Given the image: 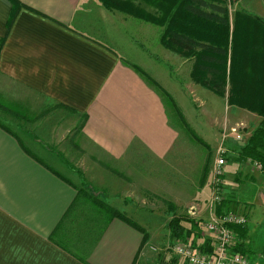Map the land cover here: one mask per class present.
Listing matches in <instances>:
<instances>
[{"label":"crops","instance_id":"crops-1","mask_svg":"<svg viewBox=\"0 0 264 264\" xmlns=\"http://www.w3.org/2000/svg\"><path fill=\"white\" fill-rule=\"evenodd\" d=\"M15 1L19 8L11 19L13 0H0V83L5 86L0 94L24 90L32 98L23 96L24 103L9 101L1 107L17 113L15 133L24 150L0 128V264H148L150 229L139 224L148 235L143 242L141 232L89 208L86 199L79 202L90 186L62 159L77 158L69 143L80 139L95 151L90 158L127 166L145 179L152 174L149 168L175 158L183 135L172 124L165 99L142 72L150 77L144 65L160 61L172 66L177 80L185 71L189 76L193 60L171 55L159 41L154 47L151 32L157 28L159 38L163 27L107 10L99 0ZM221 1L264 22V0ZM141 9L156 12L152 7ZM160 75L168 78L169 72ZM225 103L227 120L242 122L245 131L243 142H225L224 209L247 218L246 234L241 239L237 231L239 238L255 258L250 264H264V176L240 160L241 148L261 118L228 105L226 98ZM52 145L63 158L51 151ZM50 159L59 166L51 165ZM83 159L87 161L80 163V173L94 174L87 181L106 189L108 182L99 178L105 173L102 165ZM105 189L98 190L101 199L116 207L118 197L108 196ZM119 209L125 214L128 210Z\"/></svg>","mask_w":264,"mask_h":264},{"label":"rangeland","instance_id":"rangeland-1","mask_svg":"<svg viewBox=\"0 0 264 264\" xmlns=\"http://www.w3.org/2000/svg\"><path fill=\"white\" fill-rule=\"evenodd\" d=\"M132 2L134 6L138 5L139 8L150 7L138 0H132ZM226 6L232 20L234 13L239 10L237 6H234L233 4L226 3ZM157 30L158 29L155 28L154 33L151 32V41L153 44L160 40L161 34L158 38ZM154 47H158V45L155 44ZM148 49L152 51L153 49L158 48H152V50L151 48ZM169 51L171 55L177 54L171 50ZM166 68V64H161L160 61H151L144 65V69L148 75L156 80L165 91L172 95L174 103L179 108L184 121L187 123L186 125H183L178 120L172 105L162 96L166 101L165 103L172 124L177 127L180 134L183 135V146L180 150L181 153L175 154V158L171 157L167 160H163L160 164H156L155 167L149 168L148 171L152 172V174H148L145 179L143 176H140L139 173L129 172L127 166H121V164L116 162L113 163L106 159L90 158L91 156H96L95 151L93 148H87L89 145L85 144L84 141L81 142L80 139H78L79 143H73V139H71L69 143V145L76 150L72 155H77V158H63L61 152H58V146L52 145L50 147L51 151L62 157V160L70 166V169L78 172L82 176V180L90 186L89 188L85 187L88 189L87 194L99 200L97 203L87 205L93 210H95V208L101 209L98 203L105 202L104 199H101V195L98 192L99 188L100 190L105 189V185L89 183L87 179L94 177V174H89L87 176L82 175L79 170L83 169V165L80 166V163L83 161L86 162L87 160L83 159L86 157L92 163H99V165H102L103 168L101 169L104 170L105 173L103 177H97L103 178L105 182H108L105 194L118 197L117 206L112 208L118 212H123L119 207L123 208L126 206L128 210L125 215L129 219L142 226L144 224L150 229L152 235V238L150 237L151 239L148 241L150 244L148 247H150V249L145 248L150 259L148 264H162L163 261L169 264H182L175 258L169 249L176 240L171 237L170 232L167 229L168 221L174 216H186L194 221H205L207 219L205 218L206 216L203 211L209 200L208 188L211 182V168L214 162L215 151L220 143V136L223 133V130L227 129L226 133L228 132V138L234 140V134L232 132L230 133L229 129L241 126L240 134L242 136H240L241 138L243 137L244 141L243 133L245 131V124L242 122L231 123L227 120L226 114H223V107L225 98L227 100L229 87L226 88L227 92L224 97H220L212 91L206 88L203 89L204 87L194 83L190 78V74L189 76L185 75L189 71H185V74H181L182 77L176 80L177 72L172 71V66L170 65L168 66L169 69ZM167 71L169 72L168 78H164V76L160 75V72L165 75L167 74ZM190 82L195 85V88L190 85ZM196 85H198V87H196ZM4 87L5 86L0 83V90ZM19 92L20 93H17V95L4 96L3 93L0 94V108L9 104V101L12 103H24V97L32 98V95L26 93L24 90H19ZM201 92H204L205 95ZM33 100L35 101V99ZM11 108H14V105ZM40 111L46 112L44 110ZM14 112V110H0V120L4 121L13 132H16L14 124L20 122L17 121ZM46 113H48V110ZM46 113H44V117ZM35 114L37 115V112H33V115ZM25 128L29 129V127ZM21 137L22 140H25L24 135H21ZM217 137L218 139H216ZM50 160V162H52L51 165L56 164L57 166L54 165L56 168L59 166L56 160ZM251 170L253 171L254 169L251 168ZM93 171L94 170H92V172ZM133 187H135V189H133ZM84 200L85 196H80L79 202ZM169 206L173 207V209H171L172 211H170ZM193 206L199 208V211L195 216L189 214L190 208ZM242 211H245V214L248 215V221L253 227V220L250 219L251 214L248 212V209L245 208ZM134 219L143 221L139 222ZM202 239L203 236L198 240V243H200ZM244 253L248 255L249 261L254 263L255 258H253V254L249 253L246 249L244 250Z\"/></svg>","mask_w":264,"mask_h":264},{"label":"trees","instance_id":"trees-1","mask_svg":"<svg viewBox=\"0 0 264 264\" xmlns=\"http://www.w3.org/2000/svg\"><path fill=\"white\" fill-rule=\"evenodd\" d=\"M99 1L107 10H117L163 27L160 44L186 59L193 60L190 78L194 83L220 97H224L226 88L229 87L228 105L245 108L261 118L248 142L241 148L240 160L258 162L261 166L259 172L264 176V22L244 11H236L231 20L226 3L221 0H138L154 8L156 12L153 14L145 12L138 5L134 6L132 0ZM13 8L11 19L14 18L16 8H19L15 0ZM141 48L145 50L142 45ZM155 59L158 61V58ZM142 74L172 105L178 120L186 125L171 96L150 77L143 72ZM16 115L14 112V116ZM0 128L13 136L24 150L18 135L2 120ZM25 152L28 153L26 150ZM36 161L64 179L41 160ZM82 195L89 204L99 201L86 193ZM98 205L101 208H95L98 213L107 218H117L141 232L143 242L148 239L146 231L137 222L129 219L125 212H118L102 202ZM224 206L223 201L218 207V212H221ZM169 207L172 211L173 207ZM245 228L235 229L239 231L241 239H244L246 234ZM167 229L174 240L189 239L195 248L211 252L208 239L203 238L198 243L202 238L199 222L186 216H174L168 221ZM244 246V242L240 240L234 249L244 253Z\"/></svg>","mask_w":264,"mask_h":264},{"label":"built area","instance_id":"built-area-1","mask_svg":"<svg viewBox=\"0 0 264 264\" xmlns=\"http://www.w3.org/2000/svg\"><path fill=\"white\" fill-rule=\"evenodd\" d=\"M240 127L229 129L232 132L236 143H241ZM227 129L223 130L220 136V143L214 155V162L211 168V182L209 188V200L205 206L207 219L199 222L201 236L210 242L211 252L202 251L193 246L191 240L176 241L170 246L171 253L182 264H250L248 255L236 251L234 248L240 242L236 228H244L247 225V218L232 210L223 209L218 212V207L224 201L223 187L225 167L227 164V148L225 142L228 140ZM238 133V134H236ZM241 135V136H240ZM245 163L256 170L261 166L256 161L246 160ZM199 211L198 207H191L189 214L195 216Z\"/></svg>","mask_w":264,"mask_h":264}]
</instances>
